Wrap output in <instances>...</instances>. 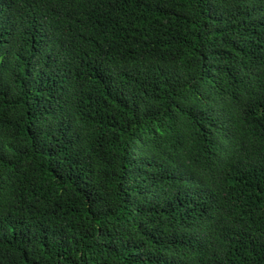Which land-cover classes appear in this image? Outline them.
<instances>
[{
	"label": "trees",
	"instance_id": "1",
	"mask_svg": "<svg viewBox=\"0 0 264 264\" xmlns=\"http://www.w3.org/2000/svg\"><path fill=\"white\" fill-rule=\"evenodd\" d=\"M0 264H264V0H0Z\"/></svg>",
	"mask_w": 264,
	"mask_h": 264
}]
</instances>
